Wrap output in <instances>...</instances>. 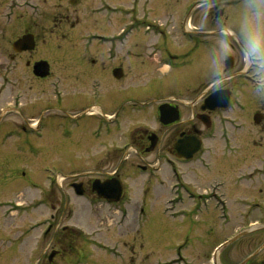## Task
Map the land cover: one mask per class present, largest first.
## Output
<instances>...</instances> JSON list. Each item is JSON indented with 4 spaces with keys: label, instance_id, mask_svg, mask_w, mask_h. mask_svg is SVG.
Listing matches in <instances>:
<instances>
[{
    "label": "flooded vegetation",
    "instance_id": "obj_1",
    "mask_svg": "<svg viewBox=\"0 0 264 264\" xmlns=\"http://www.w3.org/2000/svg\"><path fill=\"white\" fill-rule=\"evenodd\" d=\"M197 2L193 0L184 5L177 30L172 25L173 32L182 39L179 47L173 44L175 41L169 31L163 29L158 30V36H140L154 38V41L132 42L131 38L136 35L129 33L133 32L136 19L130 26L124 19L117 31L110 34L101 33L93 24L97 20H91L74 25L73 36L67 38L64 34L66 42L54 47L53 58L59 57L60 67L45 57L33 59L35 51L15 55L29 56L26 67L34 80L50 81L53 102L40 106L36 113L48 106L42 116L48 115L55 126H66L71 119L78 138L89 136L95 143L93 147L98 146L100 150L96 154L92 149L91 162L86 163L83 170H76L77 174H60L64 181L84 177L69 181L67 187H59L64 209L69 205L81 207L84 202L80 198L88 195L97 203L96 210L111 211L112 207L98 197L99 186L125 183L128 177L134 182L140 175L148 174L147 183H176L175 188L180 189L176 193L184 195L159 203L161 208L165 207V212H155L153 207V211L146 213L140 208L137 217L122 223L124 228L128 224L132 226L126 231L136 234L141 255L147 244H153L164 254L168 250L175 252L172 259L157 258L154 264H264V96L254 94V77L250 72L237 76L233 86L224 90L210 82L206 52L214 39L211 33L215 26L210 23L207 28H201V9L196 6ZM151 27H155L154 22ZM25 30L21 35L32 31L29 27ZM138 47L141 51L135 50ZM180 47L183 53H175ZM44 59L49 62V74L39 78L33 74L31 66ZM231 62L233 72L244 71L238 50L233 53ZM146 64H149V74L166 73L164 79L171 78L174 71L180 76L184 69L188 73H199L207 82L202 83L200 76L193 85L181 86L180 82H175L176 88L158 78L144 84L135 71L143 70ZM171 89L189 90L187 98L197 94L192 101L174 92L161 94ZM150 91L156 97H145ZM68 94L72 101L66 104L64 98ZM54 101L57 108H51ZM17 103L22 106L13 113L20 114L23 103L13 100L14 105ZM29 119L28 123L16 125L26 134L38 123L35 117ZM149 155L154 158L150 160ZM191 164L199 165L212 176L206 182L200 181L207 183L205 186L195 189L187 184L196 183L184 178L183 168ZM230 168L231 180L228 179ZM74 183L78 186L74 187ZM79 191L84 196H76ZM144 204L143 199L141 205ZM209 204L213 205L209 207ZM68 213H72V208ZM151 213L155 217L149 219L147 215ZM51 231L49 227L42 237ZM72 231L77 233L74 240L62 236L54 238L50 247L53 244L56 250H51L37 264H88L89 260L77 259L79 252H85L87 244L82 242L78 229ZM98 246L105 252H115L107 244ZM123 249L127 252V248ZM132 252H135L133 245ZM125 258L123 254L122 259L112 263L137 262L132 257ZM98 260L92 264H110ZM137 264H143L142 257Z\"/></svg>",
    "mask_w": 264,
    "mask_h": 264
},
{
    "label": "rangeland",
    "instance_id": "obj_2",
    "mask_svg": "<svg viewBox=\"0 0 264 264\" xmlns=\"http://www.w3.org/2000/svg\"><path fill=\"white\" fill-rule=\"evenodd\" d=\"M133 1L76 0V4L72 5L70 0H0V264H30L34 262L39 253H41L40 257L43 260L51 250H56L53 244L50 247V242L58 236L69 237V239L74 240L73 236L77 233L72 230L76 227L92 237L93 240H100L102 244H107L115 249V257L112 258L108 255L104 256L103 252L97 248L90 246L91 250H89L86 246L85 252H79L77 259L89 260L88 264L96 263L99 261L98 259L110 264H118L112 262L122 259L123 254L126 258L132 257L139 263L142 257L143 264H154L155 259L161 257H174V251L168 250L169 252L164 254L161 249L153 244H147L144 247L142 256L138 248V241L135 239L136 234H127L126 229L132 226L128 224L124 228L122 227L123 224L119 225L124 212L127 213L128 219L137 217L140 208H144L146 213L153 211V207L155 212L157 210L161 212V204L159 203L166 201L171 196L167 188L159 186L160 183H147L148 174L140 175L136 181L131 183V178L126 179V183H124L126 197H129L130 200L128 199V203L125 205H119L120 210L110 211L107 208L96 210V204L89 202L86 203L88 209H85V212L88 211L87 214H75L74 209L69 214L67 208L64 209L63 207L61 190L55 186L52 189L49 188L50 190L45 188L47 184L46 175L51 174L57 183V177L54 178L56 174L65 176L77 174L76 170H83L84 165L91 162L92 149L96 154L100 150L98 146L93 147L95 143H92L89 136L83 139L78 138L73 130L71 119H69V124L66 126H55L48 115L42 116V112L48 106L43 107L39 114L36 113L40 106L53 102L50 81L40 82L34 80L26 67V60L29 59V56L22 54L19 57L13 53L11 48V41L15 40L16 35L23 33L27 26L36 35L41 34L40 30H45L44 36L41 34L38 38L40 47L33 54V59L45 57L51 59L52 63L56 62V67H60L61 60L59 57L53 58L55 56L54 47L61 42H66L64 41L65 31L68 30L66 37H72L74 25L76 26L80 22H82V25L83 21L97 20V23L93 24H96L101 33L110 34L117 31L118 26L125 20L126 25L130 26L133 21L130 18L136 15L139 19L147 20L148 25H152V22H154L155 27H151L148 36H158V30L163 29L164 32L169 31L172 41H175L173 43L175 47L180 46L182 39L176 32H173V27L175 26L174 29L177 30V23L184 5L193 0H141L138 3L140 6L138 5L139 10L137 12L136 10H130ZM106 7L110 10H107ZM111 7H127L129 11L119 12L118 9L114 10ZM104 8L107 11L103 10ZM138 25L141 26L144 23L134 22L135 27ZM196 25H198L197 22ZM85 30L87 29L85 28ZM145 31L147 30L145 29ZM145 31H140L141 35H144ZM141 35L137 34V36H134L135 38L132 37V42L155 40L154 38H141ZM137 46H141V44H137ZM140 49L138 47L135 50ZM179 49L175 50V53H183L181 47ZM68 51H71V49ZM147 67H149V64H146L143 70L135 71V74L142 78L144 84H148V81H153L154 78L162 80L167 77L164 72L156 75L153 73V76L149 74L150 71H147ZM138 68L140 69V67ZM171 75L172 77L165 78L164 82L174 87L176 86L174 85L175 82H180L179 85L181 86H187L188 83L193 85V83H197L198 78L201 76L199 73L195 74L194 71L188 73L184 69H182L180 76L177 71H174ZM200 79L202 83L207 82V78L201 76ZM151 88L152 90L156 89V87ZM166 91L161 94H166L168 91L174 92L188 101H192L197 94L194 93L192 97L187 98L190 94L189 90L171 89V91ZM150 92L145 97L152 98L155 96L152 91ZM18 96H24L22 100L23 109H20V114L9 112L7 116H1L7 111L6 106L10 103L13 104L14 97ZM71 101L72 97L69 94L66 95L64 102L69 104ZM51 108H57L55 101L51 104ZM185 115L188 116L186 111ZM30 117L38 119L40 126L38 135L34 131H29L26 134L21 129L16 131L10 129L16 128L18 123L19 125L28 123ZM149 158L152 160L154 156L149 155ZM224 169L229 170L227 167H224ZM111 170H113V167H111ZM183 170L186 173V177H184L186 180L196 182L187 183L195 189L196 187L205 186L207 183L201 182H206L212 177L199 165L195 164H191ZM230 171L231 173L226 170V174L229 173L230 175L228 176L229 180L232 177L231 168ZM68 173L69 175H66ZM82 178L84 177L67 178L66 181L61 178L62 180L59 182L68 183ZM51 182H54V180L49 183ZM228 185H230V182ZM42 196L48 198L46 205L40 202ZM143 199L145 204L141 205ZM49 203H51V206L53 205L52 209ZM16 205L21 206L17 207ZM212 205L209 204L208 206L211 207ZM150 206L152 209H150ZM9 212L11 213L9 214ZM92 212L97 213V215L90 216ZM62 217L64 218L62 219ZM147 217L150 219L155 215L151 213ZM43 222L45 226L51 227L52 231L45 238L39 240L37 236L47 230V228L42 230ZM23 233H26V235L22 236ZM125 234L127 235L125 236ZM124 243H126L125 246L122 245ZM132 245L135 252L131 253ZM123 248H127V252ZM93 252H99L104 257H100L98 253ZM137 262H123L122 264H137Z\"/></svg>",
    "mask_w": 264,
    "mask_h": 264
},
{
    "label": "clouds",
    "instance_id": "obj_3",
    "mask_svg": "<svg viewBox=\"0 0 264 264\" xmlns=\"http://www.w3.org/2000/svg\"><path fill=\"white\" fill-rule=\"evenodd\" d=\"M199 24L211 23L214 39L207 46L206 71L214 87L233 86L239 75L253 74V92L264 96V0H198ZM239 51L244 71L233 72L231 58Z\"/></svg>",
    "mask_w": 264,
    "mask_h": 264
},
{
    "label": "water",
    "instance_id": "obj_4",
    "mask_svg": "<svg viewBox=\"0 0 264 264\" xmlns=\"http://www.w3.org/2000/svg\"><path fill=\"white\" fill-rule=\"evenodd\" d=\"M22 41H19V42H16L15 43V48L17 49V46L21 43ZM102 188V187H101ZM115 195L117 196L118 194L117 193H115ZM115 195H113V196H115ZM117 198V197H116ZM116 198H114L113 200H116Z\"/></svg>",
    "mask_w": 264,
    "mask_h": 264
}]
</instances>
